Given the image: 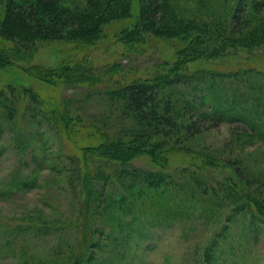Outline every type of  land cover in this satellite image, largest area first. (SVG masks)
<instances>
[{"label": "rangeland", "instance_id": "obj_1", "mask_svg": "<svg viewBox=\"0 0 264 264\" xmlns=\"http://www.w3.org/2000/svg\"><path fill=\"white\" fill-rule=\"evenodd\" d=\"M180 1L179 9L185 18L200 24L225 12L224 0ZM255 18L261 22L260 15ZM133 23L134 17L104 23L102 36L79 51H72L73 45L65 41L40 43L32 63L53 66L65 58L84 61L96 70L120 63L125 74L146 76L163 60H176L182 46L176 38L150 35L142 44L128 45L118 40L122 30ZM251 23L257 26L253 19ZM185 68L189 73L197 69L206 72L205 78L185 79L174 90L181 103L184 100L192 103V108L185 109V117L190 122L196 120L200 132H187L174 144L178 149L169 155L166 171L172 180H188V188L195 194H177L176 186L167 187L173 182L168 178L167 188L148 187L132 175L131 168H123L122 172L114 163H100L99 170L93 172H102L107 177L97 184L105 200L118 201L122 194L129 198L139 190L143 196L134 199L133 208L126 211L116 207L103 209L98 224L103 228V240L108 234L111 238L95 251L93 264H264V223L252 219L240 206L245 205L241 204V195L250 191V197L258 196L254 188L261 193L264 189L258 188L256 182L258 177H264V87L257 100L255 90L246 89L240 82L241 76L230 74L216 79L219 91L223 92L219 104L225 107L218 122L201 121L200 113L214 115L216 108L202 99L205 89H194L196 82L203 84L210 72L216 70L235 73L251 68L253 72L245 77L252 75L254 81L262 83L264 44L230 53L209 50L203 58L187 62ZM13 83L17 89L31 86L56 102H60L57 97L60 91L68 96L67 107L72 113L111 133L128 127L123 125L129 124V120L109 101L103 85L88 93L84 87L58 91L20 71L15 73L10 67L0 68V264H61L76 238L74 224L81 190L77 164L72 158L79 152L77 142L67 145L60 140L38 113L33 116L24 109L26 100L15 107L10 89ZM235 110L245 112L252 126L233 117ZM10 114L12 119L8 118ZM76 132L80 142L85 131ZM209 155L219 164L207 165L202 159ZM133 166L157 169L146 156L133 160ZM184 168L192 174L190 179L185 178ZM197 177L208 191L217 192L213 202L193 190ZM28 178L34 185L14 182ZM120 179L124 183L132 180L133 188L124 191L118 184ZM228 185L234 188V196L225 197L220 191Z\"/></svg>", "mask_w": 264, "mask_h": 264}, {"label": "trees", "instance_id": "obj_2", "mask_svg": "<svg viewBox=\"0 0 264 264\" xmlns=\"http://www.w3.org/2000/svg\"><path fill=\"white\" fill-rule=\"evenodd\" d=\"M197 1L206 3V0ZM180 2V0H0L1 69L10 67L13 72L20 71L26 77L50 84V87L57 88L58 91L61 88L84 87L88 93L90 89L103 85L109 101L129 120V124L123 125L128 127L111 133L97 124H91L82 115L72 113L67 107L68 96H63L60 91L57 96L60 102H56L31 86H20L18 89L14 83L10 86L13 90L11 99L15 107L26 100L24 109L30 111L33 116L38 113L55 130L60 140L67 145H74L77 142L79 152L72 158L77 164L81 190L74 224L76 238L61 264H93L95 251L105 245L104 241H107V238H111L108 234L109 236L103 240V228L98 224V216L102 214L103 209L116 207L126 211L125 209L133 208L134 199L143 196V191L139 190L134 196L131 193L129 198L124 194L120 195L118 200L120 203L116 198L113 201L105 200L102 188L97 184L100 185V180L107 177L102 172H93L99 170L97 168L100 163H114L122 172L123 168H131L132 175L148 187H166L167 178L168 181L172 180V175L166 169L169 155L178 149L174 144L187 132L191 134L200 132L196 120L190 122V119L185 117L184 111L192 108V103L186 100L181 103L174 91L185 79L195 81L206 76V72L198 69L189 73L185 68L187 62L203 58L209 50L230 53L237 49L256 48L264 44L262 12L264 0H224L225 12L217 18L211 16L201 24L190 17L185 18L184 13L180 11L182 8ZM257 15L262 18L261 22H256ZM131 17H134V23L130 28L122 30V34L117 37L118 40L128 45L133 42L142 44L150 35L176 38L182 43L176 53L178 55L176 60L173 62L163 60L156 64L154 72L146 76L137 75L135 72L127 75L120 63L110 64L103 70H96L84 61L65 58L53 66L32 63L33 55L40 43L65 41L73 45L72 51H79L80 48L93 45L102 36L104 23ZM252 19L257 26L250 24ZM68 53L69 57H72L71 52ZM253 70L243 68L235 73L216 70L210 72L211 75L203 84L196 82L194 89H205L207 92L202 99L211 102L216 108L214 115L200 113L201 121L218 122L223 117L221 112L225 107L219 104L223 92H220L221 88L216 85L218 82L216 79L220 77L231 76L230 74L241 76L240 82L246 89L255 90V98L260 99L264 80L257 83L260 81H254L252 75L245 77ZM260 73L264 75L263 71ZM233 113V117L252 126L245 112L235 110ZM8 118L12 119V114ZM78 129L85 131L84 135L80 136V142L76 138L78 135L75 136ZM144 156L148 157L157 169L145 170L133 166V160ZM209 156L202 159L207 165L219 164L212 155ZM235 169L237 172L241 171L239 166ZM182 171L185 178H191L189 175L192 174L187 168ZM198 179L197 177L193 190L199 191L203 196L206 195L210 202H213L217 198V192L208 191V187L202 186L203 182ZM15 180L22 186L33 183L31 178L14 179V182ZM172 181L167 187L176 186L177 194L185 193L190 196L195 194L188 188V180L178 181L173 178ZM256 182L258 188H264V177H258ZM118 184L124 191L134 186L132 180L124 183L120 179ZM233 189L232 185H228L222 186L220 191L225 197H230L234 196ZM254 190L258 193V196H253L254 198L249 196L250 191H247L246 196H240L243 200L241 204L250 208L240 206L244 207V212L246 209L251 214L252 219L264 223V189L261 190L262 193L260 190L257 191V187ZM236 207L242 211L239 206ZM118 242L121 245L125 244L122 240Z\"/></svg>", "mask_w": 264, "mask_h": 264}]
</instances>
